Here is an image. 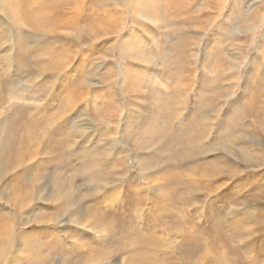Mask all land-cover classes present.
<instances>
[{"label": "rangeland", "instance_id": "1", "mask_svg": "<svg viewBox=\"0 0 264 264\" xmlns=\"http://www.w3.org/2000/svg\"><path fill=\"white\" fill-rule=\"evenodd\" d=\"M130 1L0 0V264H264V0Z\"/></svg>", "mask_w": 264, "mask_h": 264}, {"label": "bare ground", "instance_id": "2", "mask_svg": "<svg viewBox=\"0 0 264 264\" xmlns=\"http://www.w3.org/2000/svg\"><path fill=\"white\" fill-rule=\"evenodd\" d=\"M143 1H147V0H143ZM166 1V0H165ZM194 1V0H193ZM134 2H135V0H131L130 1V7L131 8H133L134 7ZM174 2H176V3H178V4H182V5H185V6H188V4H189V2H190V0H174ZM149 3V2H148ZM147 3V4H148ZM118 4V3H117ZM141 4V3H140ZM139 4V5H140ZM145 4V3H144ZM159 5V4H158ZM163 4H161V6H162ZM191 5V4H190ZM140 6H142V5H140ZM160 6V5H159ZM164 7V6H163ZM173 7V6H172ZM162 9V8H161ZM180 10H181V8H180ZM264 10V9H263ZM170 11V10H169ZM168 11V12H169ZM188 11V10H187ZM138 12V11H137ZM136 12V13H137ZM141 12V11H140ZM140 12H138L139 14H140ZM166 12V11H165ZM261 12V11H260ZM142 13V12H141ZM171 13V12H170ZM262 13V12H261ZM259 14V13H258ZM263 14V13H262ZM141 15V14H140ZM142 15H143V13H142ZM168 15V14H167ZM179 15V14H178ZM260 16V15H259ZM258 18V17H257ZM188 19V18H187ZM261 19V18H260ZM259 19V20H260ZM184 21V20H183ZM187 21V20H186ZM190 22V21H189ZM256 27V26H255ZM98 31V30H97ZM99 35V34H98ZM193 36V35H192ZM191 36V37H192ZM195 39V38H194ZM223 58V57H222ZM10 65V64H9ZM68 94V93H67ZM68 106V105H67ZM197 106V105H196ZM180 109V108H179ZM258 113V112H257ZM261 113V112H260ZM253 114V113H252ZM254 115V114H253ZM173 116V115H172ZM263 117V116H262ZM200 118H202V117H200ZM203 118H205V117H203ZM260 119V118H259ZM172 121V120H171ZM202 121V120H201ZM173 123V122H172ZM204 126H205V124H204ZM264 129V128H263ZM230 143V142H229ZM235 145V144H234ZM203 146H205L204 144H203ZM239 146V145H238ZM220 148V147H219ZM218 148V149H219ZM237 148V147H236ZM236 150V149H235ZM239 150V149H238ZM240 154L245 158V159H248V155L245 153V152H240ZM215 169V168H214ZM218 168H216L215 170H217ZM215 170H211L213 173L215 172ZM215 174V173H214ZM201 177V176H200ZM195 179V178H194ZM193 180V179H192ZM198 180V179H197ZM198 183H199V180L197 181ZM213 202V201H212ZM220 207V206H219ZM219 207H218V209H219ZM210 210H212L211 208L208 210V213L206 212L205 214H207V217H208V219L210 218ZM189 211V210H188ZM218 211V210H217ZM215 212V211H214ZM185 213H187V211L185 212ZM188 214V213H187ZM178 220V219H177ZM180 220V219H179ZM183 220H184V218H183ZM198 221V220H197ZM179 222V221H178ZM195 222V221H194ZM206 225H204V227L206 228V230H209V223H208V221H206ZM209 224V225H208ZM176 225V224H175ZM178 225V224H177ZM196 226V225H195ZM181 227V226H180ZM198 227V226H197ZM179 228V227H178ZM231 229V228H230ZM233 229V228H232ZM173 230V229H172ZM187 231V230H186ZM244 231V230H243ZM178 232H179V229H178ZM217 233V232H216ZM229 233V232H228ZM183 234V233H182ZM188 234V233H187ZM189 235V234H188ZM184 236H186V234L184 235ZM220 237V236H219ZM220 238H222V236L220 237ZM216 244V243H215ZM183 246V245H182ZM150 247V246H149ZM225 257V256H224ZM188 258V257H187ZM223 260H224V258H221V259H218V257H217V263H219V264H225L224 262H223ZM155 261V260H154ZM187 261V260H186ZM213 261H215V260H213ZM141 263V262H140Z\"/></svg>", "mask_w": 264, "mask_h": 264}]
</instances>
